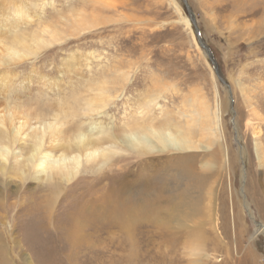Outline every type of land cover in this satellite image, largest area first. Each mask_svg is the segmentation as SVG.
<instances>
[{
    "label": "rangeland",
    "instance_id": "rangeland-1",
    "mask_svg": "<svg viewBox=\"0 0 264 264\" xmlns=\"http://www.w3.org/2000/svg\"><path fill=\"white\" fill-rule=\"evenodd\" d=\"M20 2L32 13L14 34L60 35L7 68L16 87L0 90L1 105L37 109L39 127L67 103L64 128H85L82 99L102 89L107 105L91 118L116 135L169 120L198 148L120 150L68 183L8 164L0 264H264V0Z\"/></svg>",
    "mask_w": 264,
    "mask_h": 264
},
{
    "label": "bare ground",
    "instance_id": "bare-ground-1",
    "mask_svg": "<svg viewBox=\"0 0 264 264\" xmlns=\"http://www.w3.org/2000/svg\"><path fill=\"white\" fill-rule=\"evenodd\" d=\"M16 1L12 0L5 5H0V90L3 91L6 88L14 90L16 87L12 72L7 68L36 55L60 35L57 30L49 33L47 27L41 31L14 34L16 29H19L18 26L26 24L31 12L28 6L23 9L25 2ZM28 4L33 3L28 2ZM49 5L52 7L51 2ZM182 20L184 26L190 29L188 20L184 17ZM77 26H80V23ZM73 63H77L76 60H73ZM64 66L67 69L73 68L69 62H66ZM108 98L102 89H98L94 97L82 99L80 109L84 110V114H88L91 120L85 128L72 125L67 129L64 128V123L70 116L62 119V113L76 112V107L72 105L62 104L59 114L53 116L54 123L40 124L41 126L37 128L32 127L30 121L43 117V113H34L37 109H30L24 105H20L23 108H13L8 102L2 101V105L0 104L2 107L0 111V172H4L8 164L12 163V171L17 176L23 178L29 176L47 183L51 181L68 183L76 177L81 166L98 165V168H101L120 150L132 151L141 157L183 153L198 148L187 128L185 130L169 120L157 124L145 123L144 119H140L116 135L110 127L91 118L92 114H99L103 110ZM73 103L79 106L77 98L73 100ZM204 148L207 146H200V149Z\"/></svg>",
    "mask_w": 264,
    "mask_h": 264
},
{
    "label": "water",
    "instance_id": "water-1",
    "mask_svg": "<svg viewBox=\"0 0 264 264\" xmlns=\"http://www.w3.org/2000/svg\"><path fill=\"white\" fill-rule=\"evenodd\" d=\"M189 18L191 19V23H193L194 22V20L192 19V17L191 16H189ZM196 34H197V32H196ZM205 50H206V52H207V54H209V50H207L206 48H204ZM214 69H215V67H214ZM216 70V69H215ZM216 73V72H215ZM217 74V73H216ZM218 76V75H217ZM218 78V77H217ZM221 79V78H220ZM258 225V224H257Z\"/></svg>",
    "mask_w": 264,
    "mask_h": 264
}]
</instances>
